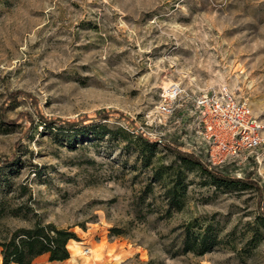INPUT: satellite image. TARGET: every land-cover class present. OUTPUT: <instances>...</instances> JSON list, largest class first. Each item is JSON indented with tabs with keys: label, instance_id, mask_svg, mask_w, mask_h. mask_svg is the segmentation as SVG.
<instances>
[{
	"label": "rangeland",
	"instance_id": "rangeland-1",
	"mask_svg": "<svg viewBox=\"0 0 264 264\" xmlns=\"http://www.w3.org/2000/svg\"><path fill=\"white\" fill-rule=\"evenodd\" d=\"M172 84L249 106L263 142L208 169L256 188L177 159L204 142L189 102L158 112ZM0 162V241L36 218L76 236L32 264H264V0H0Z\"/></svg>",
	"mask_w": 264,
	"mask_h": 264
},
{
	"label": "built area",
	"instance_id": "built-area-1",
	"mask_svg": "<svg viewBox=\"0 0 264 264\" xmlns=\"http://www.w3.org/2000/svg\"><path fill=\"white\" fill-rule=\"evenodd\" d=\"M162 98L158 112L165 117L171 116L181 102L190 103L194 132L204 142V148L197 155L208 168H219L240 150L255 149L263 142L249 106L226 88L188 94L178 84H172L163 90ZM83 253L90 254L89 249Z\"/></svg>",
	"mask_w": 264,
	"mask_h": 264
},
{
	"label": "trees",
	"instance_id": "trees-1",
	"mask_svg": "<svg viewBox=\"0 0 264 264\" xmlns=\"http://www.w3.org/2000/svg\"><path fill=\"white\" fill-rule=\"evenodd\" d=\"M136 140L145 150L155 144V142L143 139L140 136ZM171 151L184 165L196 168L201 174L206 176L210 184L217 188H235L240 186L256 188V182L228 177L208 169L198 156L176 150ZM148 162L149 158L146 157L145 165H148ZM0 163L5 164V162ZM174 189L175 187L170 188L167 192L168 197L171 199L174 198ZM186 233L188 234V232ZM71 239L76 240L74 233L57 228L52 223H43L36 218L30 226L16 228L0 241V264H32L35 258L44 254L47 255L49 262L67 260L69 258L67 243ZM211 246L212 244L208 242L206 232H202L199 237L193 239L192 250L198 254H204Z\"/></svg>",
	"mask_w": 264,
	"mask_h": 264
},
{
	"label": "bare ground",
	"instance_id": "bare-ground-1",
	"mask_svg": "<svg viewBox=\"0 0 264 264\" xmlns=\"http://www.w3.org/2000/svg\"><path fill=\"white\" fill-rule=\"evenodd\" d=\"M165 85H166V84H165ZM167 88H168V86H167V87L165 86L164 89L166 90ZM71 242H72V241H71ZM72 244H74V243H70V242H68V243H67V247H68V248H73V247H72ZM75 244H76V243H75ZM77 244H78V243H77ZM80 253L83 255V254H84V253H83V250L80 251ZM89 253H90V254L87 255L86 258H92V257H93V255H92V254H93V250H92V249L89 250Z\"/></svg>",
	"mask_w": 264,
	"mask_h": 264
}]
</instances>
